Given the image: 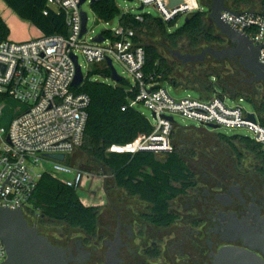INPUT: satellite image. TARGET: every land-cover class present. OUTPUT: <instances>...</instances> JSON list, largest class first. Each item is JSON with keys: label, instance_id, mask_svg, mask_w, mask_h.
<instances>
[{"label": "built area", "instance_id": "2783aa9c", "mask_svg": "<svg viewBox=\"0 0 264 264\" xmlns=\"http://www.w3.org/2000/svg\"><path fill=\"white\" fill-rule=\"evenodd\" d=\"M89 1L90 0H85ZM84 1V2H85ZM96 1V0H94ZM140 6L153 5L164 23L202 10L201 0H137ZM264 2V0H262ZM92 4V3H91ZM80 0H45L43 14L63 15L67 32L43 34L26 41H0V118L3 105L12 99L23 105L9 120L7 129L0 126V206L21 209L30 224L36 225L39 211L30 199L42 174L47 173L67 187L78 188L86 173L66 162L67 157L84 143L90 97L76 92L73 56L81 52L88 64L107 65V58L118 61L133 76L136 96L154 118L149 134L139 135L126 145H113L109 151H148L165 154L172 150L171 134L177 124L174 114L197 121L201 127L245 128L249 138L264 153V126L252 122L240 105L227 106L220 94L208 98H172L162 86L144 78L145 50L134 37L135 31L123 24L109 31L98 43L81 35ZM232 10V9H231ZM221 12V19L261 46L258 61L264 64V9ZM143 21L144 15H133ZM87 32V31H86ZM79 65V63H78ZM80 67V65H79ZM109 68V67H108ZM81 69V68H80ZM168 117H172L170 120ZM46 154H64L58 162ZM42 164L48 167L42 168ZM6 254L0 242V264Z\"/></svg>", "mask_w": 264, "mask_h": 264}, {"label": "trees", "instance_id": "16d2710c", "mask_svg": "<svg viewBox=\"0 0 264 264\" xmlns=\"http://www.w3.org/2000/svg\"><path fill=\"white\" fill-rule=\"evenodd\" d=\"M3 1L20 18L29 20L41 33L66 34L63 15L54 12L43 14L45 0ZM250 1L228 0L227 5L236 11L248 10L245 7ZM260 1L264 8V2ZM201 2L206 4L208 0L206 3L202 0ZM92 5L103 19L110 18L116 12L114 0H96ZM187 18L186 22L173 30H169L166 24L171 26L176 19L168 23H160L158 19L148 16H144L141 22L135 20L131 14L120 18L121 24L135 31V41L144 48L146 54L144 78L155 86L168 81L176 87L177 83L168 80L170 72L168 64L155 46L146 42V39L159 37L172 48L185 41L189 53L205 46L221 47L228 44L225 36L220 34L214 24L208 20V11L193 12ZM103 33L107 37L110 36L109 31ZM8 34V27L0 17V41L7 39ZM105 69L108 70V67L105 66ZM194 80L199 84L200 89H193L199 91L203 98H208L202 93L210 94L213 89L212 84H206L197 78ZM218 87L226 92L225 88ZM75 91L86 93L90 97L84 143L79 149L83 150L90 163L99 169L106 168L109 171L115 187L123 189L127 195L136 196L149 205V222L157 226L173 223L176 216L169 212V201L186 193L195 185L194 175L184 166L176 146L173 145L172 150L162 156L148 151L134 153L109 151L113 145L129 144L139 135L149 134L152 130V126L143 114L133 105L130 106L131 100H134L137 93L136 87L123 78L113 85L86 77ZM253 105L259 123L264 126V103L258 105L253 103ZM181 129L196 130L177 125L172 130L171 139L174 133ZM230 138L242 141L250 149L259 148L249 138L237 136ZM233 139H230V144L237 150L233 145ZM70 156L66 160L68 164H72L69 160ZM75 190L76 188L67 187L47 173L42 174L30 199L32 207L40 214L37 222L39 229L46 225L65 224L88 236L96 233L99 208L84 206Z\"/></svg>", "mask_w": 264, "mask_h": 264}, {"label": "flooded vegetation", "instance_id": "af4514ba", "mask_svg": "<svg viewBox=\"0 0 264 264\" xmlns=\"http://www.w3.org/2000/svg\"><path fill=\"white\" fill-rule=\"evenodd\" d=\"M233 61L249 79L251 74ZM205 132L213 140L233 139ZM244 152L226 145L194 178L192 188L169 201V212L176 218L167 226L149 222V205L138 197L127 195L144 203L143 209L121 198L115 205L106 194L94 235L52 226L57 236L50 237L38 229L52 245L66 249L67 258L84 253L79 257L83 261L70 264H105L114 248V264H214L224 248L248 250L264 260V154L259 148ZM176 198L184 199L183 212L172 209ZM248 245L255 248L249 250Z\"/></svg>", "mask_w": 264, "mask_h": 264}, {"label": "rangeland", "instance_id": "374dc122", "mask_svg": "<svg viewBox=\"0 0 264 264\" xmlns=\"http://www.w3.org/2000/svg\"><path fill=\"white\" fill-rule=\"evenodd\" d=\"M202 1L204 3L207 2V0ZM226 3L228 4V0H226ZM114 4L116 7V12L110 18L103 19L97 14L93 5L89 1L82 3L81 10L87 15V32L84 35V39L90 40V38L98 33L114 30L119 25L121 16L126 14H140L153 19L160 17L159 11L153 5H146L142 9H138L140 7V3L137 0H114ZM261 7L262 4L260 0H251L250 4L245 8L248 10H259ZM4 10L5 5L0 2V13L8 18V15L6 11L4 12ZM201 11H207V8L204 4H202ZM18 18H8L10 23V27L8 26L10 32L8 34L9 38L7 37V39L9 40L23 37L28 38L35 33V29L30 21H23L21 23L19 21L21 18ZM185 18V15H181L173 22L171 26L168 24H166V26L169 28V30H173L177 26L182 25ZM146 42L153 44L158 53L161 54L168 64L170 68L168 80H173L177 83L176 87L168 81H164L162 83V86L167 90L168 94L172 98L177 100L185 97L196 99L201 98V93L195 90L200 89L199 84L194 82V79L197 78L198 80H203L206 82V84H212V91L210 94L206 92L202 93L204 96L210 97L220 94L223 96L224 102L227 106H234L238 104L247 113H256L253 103L257 105L264 103V85L260 82H253L254 85L248 84L246 82L248 79L247 76L241 74L240 69L236 67L233 59H224L220 62L210 56H206L204 61L200 63H182L171 54V51L189 53L186 49L187 43L185 41H181L176 48L170 47L159 37L146 39ZM226 45L219 48H223ZM200 50H196L192 52V54L198 53ZM77 55L81 72L85 78L88 77L91 80H99L113 85L117 83L110 77L109 68L108 71L105 69L103 64H88L84 56L79 51L77 52ZM112 66L114 67L118 76L125 79L128 83L135 85L133 76L122 64L116 60H113ZM217 76L219 77L215 79ZM218 86L225 88L226 92ZM132 102L133 100H131V103ZM3 107V116L0 118V126L7 129L9 120L15 114V112L23 109V105L12 99H8L5 101ZM133 107L143 114L150 125H154L152 113L142 103L134 102ZM173 120L178 126L182 128H193L197 130H178L174 133L171 139V145L176 146V148L180 151L184 166L190 172H192L194 178L196 176H201V172L207 168L206 165L211 163L212 160L218 158L226 145H231L228 141H220L219 139L213 140V137L207 134L205 131L226 136L228 138L232 136L244 138L251 137V133L245 128H205L201 127L197 121L179 114H174ZM232 142L237 150L242 154L245 153V150L250 149L240 140H233ZM216 150H218V152ZM110 152L117 153V151ZM69 160L75 167H78L86 173L82 184L75 190L77 197L84 206H96L99 208V212L103 211L104 208H106L105 204L107 194L109 199L115 205L118 199L121 198L123 201L127 199L139 209H143L145 207V204L140 202L137 198L128 199V196L123 189L115 187L109 171L106 168L99 169L90 163L82 149L75 150L71 154ZM41 167L46 168L48 166L47 164H42ZM163 194L164 193H162V195ZM184 203V199L176 198L171 202V205L173 204L172 209H178L180 212H183ZM52 226L56 229L59 228L61 232H63L68 227L65 224H55L42 226L41 229L50 237H56L57 231L55 228H52Z\"/></svg>", "mask_w": 264, "mask_h": 264}, {"label": "water", "instance_id": "95a60500", "mask_svg": "<svg viewBox=\"0 0 264 264\" xmlns=\"http://www.w3.org/2000/svg\"><path fill=\"white\" fill-rule=\"evenodd\" d=\"M85 0H80L82 4ZM91 3L95 2L90 0ZM180 3V0H169V6ZM208 11V20L212 22L220 34L225 36L228 41L227 46L219 48L217 46H205L198 53H181L179 51H171V54L182 63L196 64L203 62L206 56H210L217 61L224 59H235L247 72L251 74L246 82H260L264 85V64L258 61L259 51L261 46L254 45L249 37L242 32H239L225 23L221 19V12L234 13L227 5L226 0H208L204 4ZM140 6L138 9H142ZM160 23H164L159 17ZM82 28L81 35L85 34L87 15L81 11ZM188 18L186 17L184 22ZM103 36L101 33L96 34L92 41L102 42ZM75 64V76L72 86L78 89L83 81L84 76L77 63L76 56H73ZM107 65L110 70V77L118 82L120 76L116 73L112 66L111 60L107 58ZM172 120V117H168ZM248 118L252 122H256L258 117L256 113H249ZM212 129L217 127L209 126ZM235 137V136H232ZM248 138V137H247ZM158 156L162 154L156 153ZM45 157L64 162L66 156L64 154H46ZM0 242L3 245L6 258L1 264H70L71 262H81L80 252L77 256L66 257V249L52 245L47 236L40 233L36 225L30 224L23 215L21 209H10L0 206ZM261 251L264 255V244L261 246ZM249 250H253L255 246L248 245ZM111 257L114 256L115 248L112 250ZM86 255V254H85ZM110 258L105 264L110 263ZM214 264H264V260L256 256L248 250L242 249H222Z\"/></svg>", "mask_w": 264, "mask_h": 264}, {"label": "crops", "instance_id": "0c3cea01", "mask_svg": "<svg viewBox=\"0 0 264 264\" xmlns=\"http://www.w3.org/2000/svg\"><path fill=\"white\" fill-rule=\"evenodd\" d=\"M0 2H2L3 3V5H5V10H4V12L6 11V13H7V15H8V18L9 19H16V18H18L19 16L16 14V13H14V11H12L7 5H6V3L3 1V0H0ZM10 10H9V9ZM262 9H264L263 8V6L259 9V10H262ZM254 10V9H253ZM258 11V10H257ZM0 17L4 20V22H5V24L7 25V27L9 26L10 27V23H9V21H8V18H6L4 15H2L1 13H0ZM19 19V18H18ZM21 23L23 22V21H29V20H26V19H20L19 20ZM31 23V22H30ZM32 24V23H31ZM33 25V24H32ZM9 27H8V30H9ZM33 27H34V29H35V33H34V35H31L30 37H28V38H16V39H11V40H13V41H26V40H30V39H33V38H35V37H37V36H39L40 35V30H38L34 25H33ZM10 32V31H9ZM9 36V35H8ZM9 38V37H8ZM9 40V39H8Z\"/></svg>", "mask_w": 264, "mask_h": 264}]
</instances>
